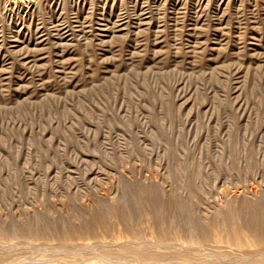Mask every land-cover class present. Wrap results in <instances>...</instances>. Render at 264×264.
<instances>
[{
	"label": "rangeland",
	"instance_id": "1",
	"mask_svg": "<svg viewBox=\"0 0 264 264\" xmlns=\"http://www.w3.org/2000/svg\"><path fill=\"white\" fill-rule=\"evenodd\" d=\"M173 192L189 214L158 247L150 200ZM261 200L264 0H0V264H225L258 245L213 225L199 247L193 213ZM133 234L162 255L111 253Z\"/></svg>",
	"mask_w": 264,
	"mask_h": 264
},
{
	"label": "bare ground",
	"instance_id": "2",
	"mask_svg": "<svg viewBox=\"0 0 264 264\" xmlns=\"http://www.w3.org/2000/svg\"><path fill=\"white\" fill-rule=\"evenodd\" d=\"M11 1V0H10ZM14 3V2H13ZM87 150L89 151V149L87 148ZM186 181H187V179H186ZM186 183H184V185H185ZM139 187H141V186H139ZM143 187V186H142ZM141 187V188H142ZM186 187V186H185ZM194 187V186H193ZM135 189H137V186L136 187H134ZM133 187L131 188L132 190L134 189ZM147 188V187H146ZM151 188V187H150ZM187 188H189L188 186H187ZM195 188V187H194ZM135 189H134V191H135ZM146 190L144 187L142 188V190ZM190 189V188H189ZM189 189H187V190H189ZM139 191H140V189H138ZM143 190V191H144ZM151 190H152V188H151ZM150 190V191H151ZM133 191V192H134ZM139 191H137V193H139ZM143 191H141V192H143ZM161 191V190H160ZM174 191V190H173ZM191 191L193 192V191H195L193 188L191 189ZM136 192V191H135ZM166 192V191H165ZM178 192V191H177ZM144 194L145 193H147V192H143ZM151 194H152V192H150ZM169 193V192H168ZM186 193H188V191H186ZM196 193V192H195ZM136 194V193H135ZM139 194H141V193H139ZM144 194H142L143 196H140V199H139V197H138V202H140V201H142L141 200V198L143 197V198H145L146 199V197H144L145 195ZM148 194V193H147ZM171 194V193H170ZM177 194V193H176ZM176 194H174V192H173V195H171V196H169V197H167L166 199V201L164 202L163 200V203H161V202H158V200L157 199H153L154 197L153 196H161L162 195V193H161V195H158V194H154L153 196H152V200H150V207L153 209L154 208V210L155 211H152L151 210V213L152 212H155V213H153V215L155 214V218H156V221L154 222V220H153V224L152 225H154L155 223H156V225L158 226V228H160V225H161V220H163V219H166V217L164 218L163 216H164V214H166V213H173L174 214V216H176L177 217V219H178V221H179V218H181V216H184L186 213H185V210H184V208L181 206L180 208H176L175 209V207L173 208V204L172 203H174L175 202V200H176V198L178 197V196H174V195H176ZM189 194H190V192H189ZM132 195H133V193H132ZM137 195V194H136ZM135 195V196H136ZM187 195V194H186ZM131 196V195H130ZM147 196V195H146ZM166 196H167V194H166ZM180 197H182L181 195H180ZM198 197V196H197ZM148 198H150V195H149V197ZM147 198V199H148ZM157 198V197H156ZM162 199H163V197H161ZM161 198H159V200L161 199ZM184 198H185V196H184ZM260 198V197H259ZM135 199H137V198H135ZM135 199H133V201L135 200ZM145 199H143V200H145ZM188 199H190L189 197H188ZM154 200V201H153ZM156 200V201H155ZM178 200V199H177ZM184 199L182 198V200L181 201H183ZM191 200V199H190ZM258 200V199H257ZM145 201H147V200H145ZM123 202V201H122ZM135 202V201H134ZM178 202V201H177ZM176 202V203H177ZM124 203V202H123ZM127 203H128V201H127ZM133 203V202H132ZM148 203H149V201H148ZM187 203V202H186ZM120 204V203H119ZM122 204V203H121ZM125 204H126V202H125ZM136 204H138V203H136ZM143 204V203H142ZM141 203H140V206H137V208L138 207H140V210H141V207L142 206H144V205H142ZM178 204V203H177ZM134 206H135V204H133ZM142 205V206H141ZM146 205H147V203H146ZM236 205H238V204H236ZM122 206H123V204H122ZM179 206V205H178ZM184 206H185V202H184ZM192 206H193V204H192ZM118 207L119 208H121V209H118V213L116 214V217H117V215L119 216V217H121V219L123 218V219H126L127 220V212L129 211L128 209V211H126L125 209H126V207H125V209H124V207L122 208V207H120V205H118ZM128 207V206H127ZM130 207H131V209H134V210H131L130 209ZM147 207V206H146ZM146 207H143V208H145L146 209ZM149 207V208H150ZM190 207V206H189ZM235 207V206H234ZM242 211L239 213L240 214V217L241 218H239L238 220H233L234 218V216H232L233 214H234V212H233V214H231V213H226L225 215H223L224 216V219L221 221V223H220V221H217L216 219H214V218H211V219H205V218H202L203 216H198L199 214H201V213H199L198 215H195L194 213H196V211L195 210H193V211H195L194 213H193V216H194V220H193V223H191V225H190V223H189V227H186L187 228V230H188V232L189 233H191V236H192V238H193V236H196V239H199L198 241V244L197 245H199V243L202 245V243H204V245H206L205 244V242H208V241H211V237H212V234H211V229H210V227L209 226H212L211 228H213V225L216 227V226H218L219 227V229H218V227H217V229L218 230H220L221 228H228L229 229V226H230V228L231 229H229V232H231L230 234H229V237L230 238H228V239H234L233 237V235L234 234H236V236H240V237H245V236H243V234H244V230L246 231V232H248L251 236H249V234H248V236L249 237H251V239L250 240H254V243L256 244V245H258V249L257 250H254V251H250V250H245V251H243L239 256V259L238 260H232L231 262H225V264H264V200H261V201H259L258 203H255V204H252L251 202H249V201H244L243 203H242ZM129 209L131 210V211H133V212H130L131 214H133L134 212H136L135 210V208H132V204H131V206H130V204H129ZM157 209V210H156ZM187 209V208H186ZM191 209V208H190ZM148 209H146L145 211H147ZM150 210V209H149ZM148 210V211H149ZM239 210V209H238ZM115 211V210H114ZM137 211H139V210H137ZM144 211V210H143ZM200 211V210H199ZM229 211V210H228ZM150 212V211H149ZM232 212V211H231ZM140 213V212H139ZM138 213V214H139ZM145 213V212H144ZM192 213V212H191ZM220 213V212H219ZM236 213H238V211L236 212ZM93 214H95V212L93 213ZM92 214V215H93ZM143 214V213H142ZM150 213H148L147 215H149ZM173 214H172V216H173ZM188 214H189V212H188ZM188 214H186L187 216H188ZM214 214V213H213ZM217 214V213H216ZM224 214V213H223ZM105 215H107V214H105ZM151 215V217L152 218H154L153 216H152V214H150ZM185 215V216H186ZM191 215V214H190ZM222 215V214H221ZM103 213L101 212V211H98L97 210V213H96V215H95V222L96 223H100L101 224V222H102V224L101 225H104L103 223L104 222H106V221H108L107 219L106 220H103ZM115 216V215H114ZM129 216H130V214H129ZM133 216V215H132ZM140 216V215H139ZM144 216V215H143ZM146 216V215H145ZM184 216V217H185ZM187 216H186V218H187ZM237 216V215H236ZM115 217V218H116ZM136 217V216H135ZM135 217H133V218H135ZM141 218H142V215L140 216ZM147 217H149V216H146V219H147ZM150 217V218H151ZM211 217V216H210ZM220 217V216H219ZM92 218H94V217H92ZM106 218V217H105ZM118 218V217H117ZM129 219H131L130 217H128ZM151 218V219H152ZM154 218V219H155ZM163 218V219H162ZM169 218V217H168ZM185 218V219H186ZM191 218V217H190ZM216 218V217H215ZM217 218H218V216H217ZM120 219V218H119ZM118 219V220H119ZM136 219H138V218H136ZM170 221H173V217H170ZM222 219V218H221ZM139 220V219H138ZM187 220V219H186ZM220 220V219H219ZM29 221H31V220H26V225H27V222H29ZM89 221V220H88ZM91 221H93V220H91ZM94 221H93V223H94ZM114 221V220H113ZM152 221V220H151ZM166 221H167V219H166ZM181 221V220H180ZM189 221H191V219L189 220ZM219 222V223H217V222ZM119 223H120V220L118 221ZM117 222V223H118ZM129 222V221H128ZM130 222H131V220H130ZM141 222V221H140ZM148 222V221H147ZM182 222H183V220H182ZM239 222V223H238ZM30 223V222H29ZM70 223V222H69ZM86 223H88V222H86ZM92 223V222H91ZM136 223V222H135ZM135 223H133L134 224V226H135ZM163 223H164V220H163ZM173 223V222H172ZM21 224H22V222H21ZM20 224V225H21ZM71 224V223H70ZM99 224V225H100ZM106 224V223H105ZM125 224V223H124ZM138 224H139V222H138ZM137 224V225H138ZM187 224V223H186ZM14 225H16V224H14ZM20 225H18V227H19V229H21L22 230V228H23V231L25 232H27V234L29 233V232H32L31 231V229H28V228H25V227H22V225L20 226ZM29 225V224H28ZM33 225V227L32 226H29V227H32V228H34V224H32ZM80 225V227L81 226H83V224H79ZM88 225V224H87ZM92 225V224H91ZM107 225H109V224H106V226ZM128 225H132V224H129L128 223ZM168 227H167V226ZM166 227L164 226V227H161L160 229H156V230H158V234H157V232H155L157 235H158V240L156 241V239H155V242H154V245L155 246H158V247H169L168 246V244H167V241L169 240V239H171V235H170V233H172L171 231H173L172 229H173V227H172V229H171V226H170V224H169V222H167L166 223ZM173 225H175L174 223H173ZM178 226L180 225V224H177ZM185 224H181L180 226H179V228L183 231L184 229H185V227H184V229H182L183 228V226H184ZM8 226H10V225H8ZM8 226H7V228H8ZM13 226V225H12ZM38 226V225H37ZM53 226H57V225H53ZM60 226V225H59ZM63 226V225H62ZM66 226H68V225H66ZM70 227H69V230H68V232H66V231H64L65 232V234L64 235H67V234H69V235H71L72 233L71 232H73V231H75L76 230V228H79L78 226H76V228H75V230H74V228H72L71 227V225H69ZM73 226V225H72ZM98 226V225H97ZM105 226V225H104ZM105 226V228H106V230H107V227ZM110 226V225H109ZM111 226H113V225H111ZM133 225H132V227H134ZM139 226V225H138ZM169 226H170V230H169ZM18 227H16V229L18 228ZM21 227V228H20ZM40 227H41V225H40ZM43 227V226H42ZM48 227V226H47ZM64 228H65V226H63ZM84 227V226H83ZM93 227H95L94 226V224H93ZM102 227V226H101ZM150 227H151V225H150ZM176 228H178L177 226H175ZM10 228H11V230L12 229H14L13 227H11L10 226ZM44 228V227H43ZM51 228L52 227H50V229L49 230H51ZM54 228V227H53ZM59 228V227H58ZM67 228V227H66ZM112 228V227H111ZM110 228V229H111ZM152 228H153V226H152ZM154 228H155V226H154ZM153 228V229H154ZM9 229V228H8ZM19 229H18V232H20L19 231ZM34 229H36V227L34 228ZM37 229H38V227H37ZM40 229V228H39ZM45 229V228H44ZM55 229V228H54ZM80 229V228H79ZM92 229H95V228H91V226L90 227H85V229H82V227H81V232L83 231V230H87V232L86 233H90V231H92ZM102 229H103V227H102ZM126 229H127V226H126V224H125V232H126ZM135 229H136V227H135ZM134 229V231H136V230H138V229H136L135 230ZM33 230V229H32ZM40 230H42V229H40ZM60 230V229H59ZM59 230L57 229V232L55 233V235H53V236H56L57 235V233L59 232ZM155 230V231H156ZM175 230V229H174ZM178 230V229H177ZM180 230V231H181ZM223 230V229H222ZM221 230V231H222ZM1 231H2V229H1ZM5 231H7L6 230V227H5ZM34 232V234H35V231H39V230H33ZM42 231H44V230H42ZM55 231H56V229H55ZM54 231V232H55ZM61 231V230H60ZM62 231V232H63ZM78 232H80L79 230H77ZM95 230H93V232H94ZM129 231V230H128ZM154 231V230H153ZM181 231V232H182ZM3 232V231H2ZM8 232V231H7ZM9 232H10V230H9ZM8 232V233H9ZM13 232H15V231H13ZM22 232V231H21ZM49 232V231H48ZM84 232V233H85ZM93 232H91V234L92 235H96V234H94ZM96 232V231H95ZM104 232H105V230H104ZM150 232V231H149ZM177 232V231H176ZM176 232H175V234H176ZM179 232V231H178ZM224 232V231H223ZM226 232V231H225ZM246 232H245V234H246ZM4 233V232H3ZM40 233V232H39ZM43 233H45V232H42V235H44ZM52 234H53V230H52V232H51ZM51 233H49V235L51 234ZM74 233V232H73ZM85 233V234H86ZM106 233H108V232H106ZM121 233V232H120ZM123 233V232H122ZM127 233V232H126ZM140 233H142L141 231H140ZM184 232H182V233H179V234H183ZM188 233V236L190 235ZM14 235L15 234H17V231H16V233H13ZM19 234V233H18ZM21 234H24L23 232L21 233ZM21 234H19V235H21ZM37 234V233H36ZM48 234V233H47ZM76 234V233H75ZM84 234V235H85ZM129 234H130V232H129ZM178 234V233H177ZM186 234H187V232H186ZM193 234V235H192ZM5 235V234H4ZM9 235V234H8ZM7 235V236H8ZM25 235L26 234H24V236L22 237V236H20V237H22V239H25ZM39 234H37L36 236H38ZM46 235V234H45ZM77 235H78V233H77ZM76 235V236H77ZM82 236H83V234H81ZM120 235V234H119ZM124 235V234H123ZM127 235H128V233H127ZM131 235V234H130ZM134 236V238H132V240H127L126 242H124V241H121V242H124V243H122V245H120V243H119V246H120V248L118 247L117 248V252H116V250H114V251H111V253L112 254H117V255H122V254H125L126 255V257L128 256V255H132V256H134V257H137L138 258V260L139 259H141V260H143V259H145V258H147V259H149V258H158V257H160L161 255H162V253H161V255L159 254V252H157L156 251V249L155 248H153V247H149V245H147L146 243H148V241H138L137 239H139V238H136V234H133ZM153 235V234H152ZM227 235H228V233H227ZM6 236V235H5ZM10 236V235H9ZM11 236H12V232H11ZM16 236V235H15ZM40 236V235H39ZM48 236V235H47ZM51 236V235H50ZM72 236H73V234H72ZM71 236V237H72ZM76 236H75V238H76ZM87 235H85V237H86ZM89 236V235H88ZM91 236V235H90ZM110 236V235H109ZM109 236H107L108 238H109ZM116 236H117V233H116ZM143 236V235H142ZM174 236V235H173ZM187 236V235H186ZM247 236V235H246ZM247 236V237H248ZM2 237H4L3 236V234H2ZM52 237V236H51ZM59 237V236H58ZM70 237V238H71ZM74 237V236H73ZM73 237H72V239H73ZM78 237H79V235H78ZM94 237H97V236H94ZM123 237V236H122ZM125 237V236H124ZM130 237V236H129ZM153 237V236H152ZM182 237V236H181ZM5 239H7L6 237H4ZM13 238H15L14 236L12 237V239ZM18 238H19V236H18ZM29 238H32L31 236L29 237ZM42 238H43V236H42ZM57 238V237H56ZM56 238H55V240H56ZM61 235H60V237L58 238L59 240L58 241H60L61 239ZM65 239H66V237H64ZM67 238H69V236L67 237ZM98 238V237H97ZM120 238H121V236H120ZM136 238V239H135ZM183 238H187V237H183ZM195 238V237H194ZM213 238V237H212ZM215 238V237H214ZM15 239H17V237L15 238ZM37 239V238H36ZM46 238H44V240H45ZM77 239V238H76ZM113 239V238H112ZM125 239V238H124ZM131 239V238H130ZM190 239V238H189ZM21 240V239H20ZM26 240V239H25ZM39 240V239H38ZM48 240H51V238H49V236H48ZM78 240V239H77ZM79 240H80V237H79ZM116 240H117V238H116ZM193 240V239H192ZM245 240V239H244ZM248 240V239H247ZM45 241H47V240H45ZM67 241H68V239H67ZM194 241H195V239H194ZM5 242H6V240H5ZM117 242V241H116ZM61 243H62V241H61ZM108 244L110 243V242H107ZM210 243V242H209ZM253 243V242H252ZM11 244V243H10ZM106 244V243H105ZM144 244H146L147 246L146 247H143L144 246ZM208 244V243H207ZM12 245V244H11ZM143 245V246H142ZM233 245H236L237 247H239V246H241V245H239V244H233ZM107 246V245H106ZM112 246H114L113 245V243L111 244V248H112ZM118 246V245H117ZM100 247H103L102 245L100 246ZM114 247H116V245L114 246ZM113 247V248H114ZM199 247H200V245H199ZM105 248V247H104ZM107 248L110 250L111 248H109V246H107ZM106 248V249H107ZM112 248V249H113ZM111 249V250H112ZM9 250H11V249H9ZM118 250H120V251H118ZM105 251V250H104ZM108 251V250H107ZM106 251V252H107ZM193 251V250H192ZM190 249L188 250H185V251H183V253H182V255L181 254H179L178 253V257H183V258H186V257H189V254L192 252ZM110 252V251H109ZM182 252V251H181ZM12 253V252H11ZM108 253V252H107ZM172 253H174V252H172ZM2 254V253H1ZM1 254H0V257H2L1 256ZM10 254V253H9ZM106 254V253H105ZM175 254V253H174ZM192 254V253H191ZM109 255H111V254H109ZM117 255H115V256H117ZM124 255V256H125ZM164 255V254H163ZM166 255V254H165ZM164 255V256H165ZM169 256H171V254H168ZM5 256H6V253H5ZM113 256V255H112ZM174 256V255H173ZM256 256H260V258H263V259H261V260H258V259H256V260H252L253 258L255 259V257ZM119 257V256H118ZM129 257V256H128ZM133 257V258H134ZM163 257V256H162ZM191 257V256H190ZM189 257V258H190ZM121 258H122V256H121ZM130 258V257H129ZM188 258V259H189ZM259 258V259H260ZM136 260V259H135ZM137 260V261H138ZM140 261V260H139Z\"/></svg>",
	"mask_w": 264,
	"mask_h": 264
}]
</instances>
